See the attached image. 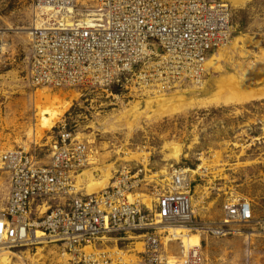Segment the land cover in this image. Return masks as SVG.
<instances>
[{"label": "built area", "instance_id": "built-area-1", "mask_svg": "<svg viewBox=\"0 0 264 264\" xmlns=\"http://www.w3.org/2000/svg\"><path fill=\"white\" fill-rule=\"evenodd\" d=\"M33 1L38 7L51 4L67 10L72 6L77 14L87 8L95 12L81 17L89 18L85 24L75 21L74 28L63 27L61 12L57 20L49 15L45 30L34 31L37 35L28 57L36 83L99 88L132 75L143 93V76L151 82L154 75L173 86L203 75L206 55L231 36L229 7L211 0H93V5L77 0ZM158 49L169 57H156V63L164 58L156 69L142 70L139 77L130 73L148 56L147 51L162 56ZM37 148H14L2 157L10 189L0 209V256L3 248L42 245L44 238L69 255L66 264H204L199 246L172 235L174 224L195 220L189 211L196 179L189 180L184 169L172 170L165 186L149 193L157 197L150 207L137 198L130 171L99 193L80 189L77 182L90 162L89 147L66 123L44 159ZM235 200L234 195L226 198L222 227L254 219L252 204ZM37 231L44 237H38ZM138 243L143 249L136 251L135 261L112 253L119 247L130 254ZM89 247L96 252H87Z\"/></svg>", "mask_w": 264, "mask_h": 264}, {"label": "rangeland", "instance_id": "rangeland-1", "mask_svg": "<svg viewBox=\"0 0 264 264\" xmlns=\"http://www.w3.org/2000/svg\"><path fill=\"white\" fill-rule=\"evenodd\" d=\"M213 1L227 3L231 39L237 36L247 39L245 50L251 54L252 61L259 63L263 73L259 56L264 52V0H248L237 8L228 1ZM33 2L0 0V28L8 30L6 39L10 44L9 52L0 56V155L9 149L25 148L27 144L28 149L37 145L44 159L59 128L66 123L69 130L90 144L96 161L93 169L88 170L92 177L98 178L99 168L112 165L113 181L122 176L121 173L130 171L134 177V192L149 194L160 191L175 168L190 169L196 179L194 204L199 193L204 196L205 209H196L197 228L221 224L224 203L231 193L249 199L254 210L253 221L236 224L235 234L205 235L204 264H264V99L244 104L208 102L213 97L235 94L232 93L234 83L242 76L240 70L247 63L242 52L230 49L221 61L222 70H208L203 90L182 86L191 90L184 94L187 100L208 98L206 103L199 102L187 111L153 118L140 116L144 110L156 109L157 103L150 106L152 98L142 96L131 75H123L121 81L105 87L56 89L51 90L49 98L41 97L28 82L29 36L17 30L29 28ZM248 85L253 91L264 89V80ZM179 90L182 89L175 88L167 97L180 95ZM68 103L71 106L61 120L51 130H46L43 138L32 142L29 132L40 124V113L55 111ZM135 105H139L138 111ZM125 112L126 118L123 117ZM172 147L183 151L179 162L174 159ZM140 151L148 155L132 157V153ZM199 167L208 169L206 175L192 172ZM9 187V174L0 169V209L6 205ZM28 248L32 257L38 252L41 255L35 257L36 261L32 257L27 259V264H62L54 253L56 249L45 244L14 252L26 257ZM13 262H19L18 258L14 257Z\"/></svg>", "mask_w": 264, "mask_h": 264}, {"label": "bare ground", "instance_id": "bare-ground-1", "mask_svg": "<svg viewBox=\"0 0 264 264\" xmlns=\"http://www.w3.org/2000/svg\"><path fill=\"white\" fill-rule=\"evenodd\" d=\"M78 2H85L87 5H93L95 4V2L97 3V0H95V2L89 1V0H77ZM223 1H228L233 7L237 8V7H241L244 6L248 0H223ZM200 4V3H199ZM198 4V5H199ZM223 4H227V3H223ZM225 7V6H222ZM64 7L60 6V5H51V4H47V5H40L39 7L37 5H34L33 2V7H32V17L33 20L29 26V28L24 27V28H18L17 30L21 31L24 34H28L29 36V54L32 50L31 47L32 44L34 43V38L36 37V33L34 32L36 29L37 30H45V26H48L49 24H45L44 22L48 19V16L52 15L54 16V18H56V20L59 18L60 14L61 16H63L64 20V28H74L75 26H77L75 24V21H79L80 24H85L83 21H87L89 22V18L88 17H83L81 19L82 16L87 15V14H92L90 16H93V14L95 13L94 10L92 9H86L84 12V9H79V13L77 14V11L74 9V7L69 6L67 10H63ZM59 12H61L59 14ZM43 13H48L46 15H42ZM51 18V17H50ZM49 18V19H50ZM78 18V20H77ZM76 19V20H75ZM91 20V17H90ZM10 30V28H8ZM57 30V29H56ZM0 32L2 33L1 35V46L3 49V52L0 56L5 55L6 53L9 52V47L10 44L7 41V35H8V30L6 29H2L0 28ZM38 32V31H36ZM20 33V32H19ZM27 36V37H28ZM232 34L230 36V38L228 39V42L222 46H220L219 48H217L215 51L210 52L206 55V59L202 62L203 63V69H201V71L203 72V75L199 76L197 79L192 78L191 80H186V81H180L178 83H176L173 86H166L164 84V82H160V80H162V77L160 78H155V76H151V82L152 85H150V81L147 78H142V80H144L143 84L145 85V90H143L142 96L146 97V98H156L153 99L154 101H152V99H150L149 103L150 106H153V102L157 103V108L153 109V110H144L142 112H140V116L141 115H146V117H160L166 113L172 114V113H178L181 111H187L190 110L191 108L195 107L197 104H199V102L201 103H206V99L208 98H192L191 100H187L186 96L184 94H187L189 91H191L190 89H183V85H186L188 87L193 86L191 89H195L196 88H201L200 90L204 89V79L206 74L208 73V70H210L211 68H214L218 71L222 70V64L221 61L224 57H227L228 52L230 53V49L232 50L237 49L238 51H241L242 53V57H246L247 58V63L245 64L244 68H242L240 70L241 72V77L236 79L237 81L234 83L235 84V88L232 91V93H235L231 96L227 95V96H222V97H216V98H212L210 100H208V102H215L217 104H244V103H250L252 101H258L261 99H264V89H259L256 91H253V89H248L250 86L248 85V83H252V81H254V83L258 84L261 83L264 80V72L262 73V71L260 72V70H262L260 68L259 70V63L257 64L256 61H252L251 58V54L247 51V49L245 50L246 47V41L247 39L243 38L242 36H237L234 37L233 39H231ZM43 37H39L37 39H42ZM152 52H154L155 54H153ZM159 54H162V56H158L156 55V50L154 51H147L146 54H148V56L146 58H144L143 60H140V62L138 64H134L131 68H130V73L131 74H136L139 76L143 75L142 74V70H147L151 71V69H156L157 66L163 62L164 58L161 59V61L157 62V58L156 57H169L167 55H163V53L161 51H157ZM229 57V56H228ZM261 65H263L264 67V52L262 51L261 53ZM26 62H27V69H28V82H29V86L33 89H35V93H40L41 97H47L49 98L51 94H49L51 92V90H56V89H63V88H77V87H72V86H68V85H64V86H55V85H50V84H45L43 83H39V82H33L32 79V72L30 71V57H26ZM141 69V70H140ZM264 70V69H263ZM200 73V72H199ZM240 74V73H239ZM132 76V75H131ZM201 77V78H200ZM231 78V77H230ZM233 79H235L234 77H232ZM184 79V78H181ZM232 79V80H233ZM134 81V80H133ZM158 81V82H157ZM136 83V80L135 82ZM228 84V83H227ZM218 85V84H217ZM229 85H227L228 87ZM231 86V85H230ZM167 87H172V88H180L182 90L178 91V96H173V97H167V94H170L174 89L170 90ZM238 88L240 90H238ZM42 89V90H40ZM175 95V94H174ZM77 96L79 97V95L77 94ZM51 99V98H50ZM59 102V101H58ZM71 104H63L62 106H58L57 109L55 111H42L40 113V124L39 125H35L34 128H32L29 132V136L30 139H32V142H37L40 138H43L44 132L46 130H51L59 120H61V118L64 116V114L69 110ZM135 109L136 111H138L139 105H135ZM149 113H153V114H149ZM127 113L125 112L123 114V117L126 118L128 117V115H126ZM54 137V136H53ZM80 140L85 142L88 147H89V160L90 162L87 164V166L84 168L85 170L83 171V173L79 176L78 178V182H77V186L80 189H83L85 191L86 194H95V193H99L102 190L106 189L108 186L111 185L112 183V176H113V166H108L107 168H99V176L98 178L92 177L89 175V171L88 170H92L93 169V165L94 163H96V161L94 160V157H92V149L90 148V144L88 141H86L85 138L80 137ZM26 144V143H25ZM29 145H25V149H28ZM37 146V145H35ZM24 148V147H23ZM174 149V159L179 162L181 160V156L183 155V151L180 147H172ZM14 149V148H13ZM13 149H9L6 150L4 152L1 153L0 155V169H2L3 171H5L2 168V157L4 155H7L8 153H10V151H12ZM29 150V149H28ZM148 155L147 153H145L144 151H140V152H136V153H132V157H136L139 158L140 156H145ZM191 170L190 169H184V173L186 174L187 178L189 180H193L195 175L192 176L191 175ZM193 173H197V174H204L206 175V173L208 172V169L206 167H199V169L197 170H192ZM196 174V175H197ZM114 178V176H113ZM168 178V177H167ZM111 180V182H110ZM110 182V184H109ZM10 186V183H9ZM10 188V187H9ZM198 189V188H197ZM198 191H196L197 193ZM145 193H140L138 195L137 198H139L142 202L146 203L148 206H152L154 203V200L157 198L155 195H150L147 194L143 195ZM230 195H234L236 196V200L235 202H245V203H251V201L249 199H247L244 196H241L237 193H231ZM229 195V196H230ZM194 196L195 194L192 195V200L190 198L191 201V211H189V216L191 215L192 217H194L196 219V209L197 211H202L205 208L202 206L203 201H204V196L200 195L199 193V197L197 200H195V204H194ZM131 200H135V196L130 195ZM226 202V201H225ZM225 204L224 203V218L223 221L225 219V215L227 214L226 209H225ZM252 204V203H251ZM196 205V207H195ZM2 210V209H1ZM178 221V220H177ZM191 220H188L184 223L179 224L176 223L173 226V236H177L179 241L183 239L184 243L189 244L195 248H198L199 246V250L201 249V251L203 252V242L205 239V235H213L216 237H223V236H227L229 234H235L236 229H234L235 225L237 223H232L229 224L228 226H223V221L221 222L220 225H211L207 228H197L196 224H195V220L192 222H189ZM211 229V230H210ZM218 229L219 232H218ZM164 229H162L163 231ZM215 230V231H214ZM238 232V231H237ZM44 233L42 231H37V236L38 237H44ZM137 238V237H136ZM42 242L41 244H45V247H52L55 248L56 251H54V253L59 256V262H62V264H66L67 259L69 257V255L65 252L60 250L59 248H57L58 246L56 244L50 245V243H48L46 241V239L42 238L41 239ZM167 240V239H166ZM178 243V242H177ZM136 247L131 250V253H124V251L122 249H120L119 247H115V252H112L113 254H115L117 257L121 258V256L123 255V257L126 260H129V258H132L133 261H135V259H137L136 257V251H140L141 249H143V245L141 243H138L137 245H135ZM178 248H176L177 252L180 249V245L178 246ZM91 250L87 249V252H96L95 247H93V250L91 247H89ZM43 249V248H42ZM15 249H6L3 248L2 249V254L0 256V264H14L13 262V257H17L18 261L15 264H27V259H31V251L28 250L25 252V255H29L26 257L25 256H20L19 254L14 252ZM41 255L39 252L37 254H35L32 257V260L35 259L36 261V256ZM204 255V252H203ZM40 259V258H38ZM37 259V260H38Z\"/></svg>", "mask_w": 264, "mask_h": 264}]
</instances>
